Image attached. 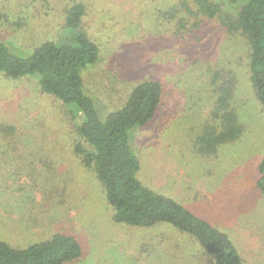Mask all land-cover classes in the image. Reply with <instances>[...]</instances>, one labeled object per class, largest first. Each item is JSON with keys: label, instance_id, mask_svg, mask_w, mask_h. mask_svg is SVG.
<instances>
[{"label": "rangeland", "instance_id": "374dc122", "mask_svg": "<svg viewBox=\"0 0 264 264\" xmlns=\"http://www.w3.org/2000/svg\"><path fill=\"white\" fill-rule=\"evenodd\" d=\"M74 2L83 5L80 30L100 50L81 74L102 119L137 80L162 84L153 120L130 131L137 176L227 232L245 264H264V200L255 186L264 110L249 79L247 43L221 19L234 20L246 0H213L221 17L200 13L196 0H0V38L20 56L44 40L65 42L62 26ZM220 69L224 80L235 79L229 109L244 128L206 156L197 139L216 122ZM69 108L33 77L0 74V239L22 248L69 232L84 248L65 264H214L170 225L112 220L102 185L74 151Z\"/></svg>", "mask_w": 264, "mask_h": 264}, {"label": "trees", "instance_id": "16d2710c", "mask_svg": "<svg viewBox=\"0 0 264 264\" xmlns=\"http://www.w3.org/2000/svg\"><path fill=\"white\" fill-rule=\"evenodd\" d=\"M196 2L200 13L222 16L213 0ZM82 15L83 5L74 2L66 11L62 26L68 40H44L26 56L13 53L0 38V74L10 79L33 77L42 92L70 106L68 114L77 136L74 151L102 185L113 207L115 223L134 227L167 224L177 234L194 240L214 264H245L227 232L177 198L153 190L137 176L141 165L131 144L130 131L153 120L161 105L162 84L149 77L137 80L124 103L107 111L102 119L94 98L85 90L81 74L84 67L97 62L100 56L96 41L80 30ZM221 19L229 33H239L247 43L249 79L264 110V0H246L234 20ZM223 72L220 69L214 73L215 79H221L215 87L211 114L216 122L206 124L197 139L200 152L206 156L215 155L220 145L238 140L243 134V124L229 109L235 79L224 80ZM232 74L235 75L228 72ZM257 169L255 186L264 200V152ZM7 241L0 239V264H65L80 258L84 248L74 234L62 231L22 248Z\"/></svg>", "mask_w": 264, "mask_h": 264}]
</instances>
